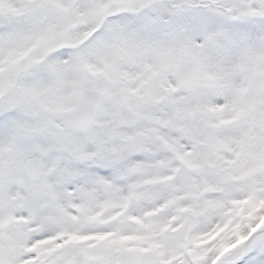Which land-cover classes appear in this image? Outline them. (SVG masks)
Segmentation results:
<instances>
[{
  "label": "snow or ice",
  "instance_id": "6c2138e0",
  "mask_svg": "<svg viewBox=\"0 0 264 264\" xmlns=\"http://www.w3.org/2000/svg\"><path fill=\"white\" fill-rule=\"evenodd\" d=\"M0 264H264V0H0Z\"/></svg>",
  "mask_w": 264,
  "mask_h": 264
}]
</instances>
